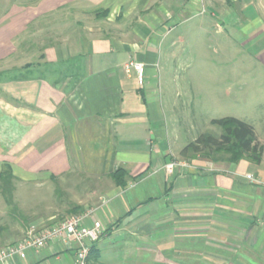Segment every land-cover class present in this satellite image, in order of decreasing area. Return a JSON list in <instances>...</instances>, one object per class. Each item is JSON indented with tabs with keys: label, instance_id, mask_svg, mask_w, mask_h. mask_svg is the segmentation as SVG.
Here are the masks:
<instances>
[{
	"label": "crops",
	"instance_id": "0c3cea01",
	"mask_svg": "<svg viewBox=\"0 0 264 264\" xmlns=\"http://www.w3.org/2000/svg\"><path fill=\"white\" fill-rule=\"evenodd\" d=\"M65 10L76 18L47 24ZM219 40L259 45L264 0L7 5L0 15V172L9 165L20 218L7 214L0 250L14 244L5 237L92 211L84 225L102 226L91 245L100 264H264V121L259 132L248 123L263 148L259 164L179 157L187 144L176 110L186 62L198 42L213 54ZM256 56L264 64V45ZM132 61L144 66L141 85L122 68ZM117 169L128 174L124 186L110 178ZM73 257L56 242L0 264H72Z\"/></svg>",
	"mask_w": 264,
	"mask_h": 264
},
{
	"label": "rangeland",
	"instance_id": "374dc122",
	"mask_svg": "<svg viewBox=\"0 0 264 264\" xmlns=\"http://www.w3.org/2000/svg\"><path fill=\"white\" fill-rule=\"evenodd\" d=\"M28 1L33 0H0V15L3 11L5 12L10 3ZM53 18L54 21L47 24H57L62 27L61 25L68 23L70 18H76V14L68 13L65 10ZM90 18L93 21L92 15ZM205 44V41H200L192 48L191 57L186 62L188 64L187 76L184 82L181 81L182 96L176 107L179 116L177 126L180 141L188 143L200 134H211L218 137L221 130L212 125L211 121L226 117L250 123L259 132L264 121V64L259 58L257 59L256 53L260 47H263L264 40L257 46L245 47L235 41L219 40L218 50L217 52L213 50V54L206 50ZM218 156L225 159L228 155L220 153ZM4 210L7 212L4 213ZM7 214L14 218H20V213L17 210L14 211L8 206L6 209L3 206L0 197V226L10 223L11 219ZM196 231L194 227L187 230L192 234ZM23 237L24 235L5 237L4 239L8 242L14 241L16 244ZM192 238L188 237V240H192ZM0 239L2 238L0 237ZM193 255V253H188L187 257L193 259ZM144 257V254H139L140 263L143 262ZM187 264L196 263L188 260Z\"/></svg>",
	"mask_w": 264,
	"mask_h": 264
},
{
	"label": "trees",
	"instance_id": "16d2710c",
	"mask_svg": "<svg viewBox=\"0 0 264 264\" xmlns=\"http://www.w3.org/2000/svg\"><path fill=\"white\" fill-rule=\"evenodd\" d=\"M211 124L217 126L221 130V134L218 137L211 134H200L181 149L180 158L194 160L202 157L211 162L229 164H236L244 159L254 164L260 163L263 148L257 141L252 125L232 117L212 120ZM220 153L227 154V158L222 159L221 156H218ZM127 177L128 174L123 169H117L110 176L117 186H124ZM13 179L9 165L4 164L0 172V195L5 204L16 211L12 200ZM88 263L100 264L97 250L94 248L90 250Z\"/></svg>",
	"mask_w": 264,
	"mask_h": 264
},
{
	"label": "built area",
	"instance_id": "2783aa9c",
	"mask_svg": "<svg viewBox=\"0 0 264 264\" xmlns=\"http://www.w3.org/2000/svg\"><path fill=\"white\" fill-rule=\"evenodd\" d=\"M122 68L126 74L133 72L137 83L143 84L144 66L142 64L133 61L127 62ZM175 166L176 163L172 162L166 168L172 170ZM91 215L92 211H87L81 215L68 216L63 221L48 227L29 228L20 242L0 250V262L12 256L21 255L27 250H40L57 242L73 249L72 264H89L91 245L99 240L102 233V226L98 221H94L91 226L84 225V220Z\"/></svg>",
	"mask_w": 264,
	"mask_h": 264
}]
</instances>
